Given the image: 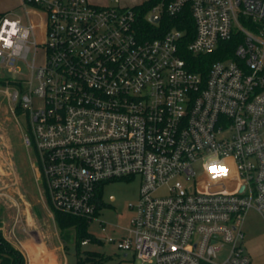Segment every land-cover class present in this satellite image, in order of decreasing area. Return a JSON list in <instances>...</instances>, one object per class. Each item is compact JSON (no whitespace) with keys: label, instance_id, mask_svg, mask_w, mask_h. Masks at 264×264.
<instances>
[{"label":"built area","instance_id":"1","mask_svg":"<svg viewBox=\"0 0 264 264\" xmlns=\"http://www.w3.org/2000/svg\"><path fill=\"white\" fill-rule=\"evenodd\" d=\"M112 1L21 0L27 21L10 20L30 36L18 54L0 48L46 208L91 222L103 183L140 175L130 227L107 238L125 256L252 264L244 223L252 209L264 218V0H159L143 20L189 13L185 44L187 28L152 36L134 6ZM211 152L233 166L229 178L196 170Z\"/></svg>","mask_w":264,"mask_h":264},{"label":"rangeland","instance_id":"2","mask_svg":"<svg viewBox=\"0 0 264 264\" xmlns=\"http://www.w3.org/2000/svg\"><path fill=\"white\" fill-rule=\"evenodd\" d=\"M93 3L107 4L112 0H90ZM145 0H120L124 6H136ZM9 19L21 17L27 21V13L20 0H0V16ZM32 59V53L29 60ZM25 73L28 70L21 64ZM14 74L0 64V78L13 77ZM14 81L0 83V225L5 234L27 255L31 248L35 263L42 257L39 253V240H43L57 256L59 264H76V245L72 229L60 232L47 216L45 203L41 198L42 184L38 181V172L33 167L35 156L30 154L25 142L28 121L20 108L9 101L7 87ZM34 108L43 105L42 99H32ZM196 170L202 171L201 163ZM142 183L140 175L110 179L103 183L102 198L98 213L88 226V230L102 242H89L81 245V250H94L104 255L101 264H141L131 252L125 256L108 237H117L130 227L132 210L130 203H136ZM41 187V188H40ZM44 209V211H43ZM102 221V222H101ZM5 224V225H4ZM245 245L252 258V264H264V218L252 209L244 223ZM32 247H31V245ZM45 250V249H44ZM46 252V250H45ZM44 264L52 263L47 257Z\"/></svg>","mask_w":264,"mask_h":264},{"label":"trees","instance_id":"3","mask_svg":"<svg viewBox=\"0 0 264 264\" xmlns=\"http://www.w3.org/2000/svg\"><path fill=\"white\" fill-rule=\"evenodd\" d=\"M159 2V0H145L143 3L134 6L136 10L142 15V24L147 32H151L152 36L161 35L167 29L176 26L181 29H188L184 44L189 42L194 35V22L193 18L189 13L179 15L175 21H168V17L164 15L159 25L155 26L153 23L143 17L148 12L151 6ZM150 35V34H149ZM151 36V35H150ZM224 55L219 53L212 54L206 57V63L202 64L199 68L207 69L209 63L217 58ZM191 57V56H190ZM192 58H195L192 56ZM205 58V57H204ZM12 78H0V83H4ZM22 113V112H21ZM55 219L61 232L72 229L74 232V244L76 245V264H101L105 257L102 253L94 250H81L82 242L86 239L89 242H102L100 239L95 237L89 230L88 226L90 222L84 218L72 216L63 212L56 211ZM0 264H26L25 255L20 249L14 246L0 231Z\"/></svg>","mask_w":264,"mask_h":264},{"label":"clouds","instance_id":"4","mask_svg":"<svg viewBox=\"0 0 264 264\" xmlns=\"http://www.w3.org/2000/svg\"><path fill=\"white\" fill-rule=\"evenodd\" d=\"M21 21L7 17L0 23V48L11 50L12 55L18 54L22 45L30 36L29 28L20 27ZM201 167L211 182L225 180L232 174L233 166L226 159L222 160L217 152H211L202 158Z\"/></svg>","mask_w":264,"mask_h":264},{"label":"crops","instance_id":"5","mask_svg":"<svg viewBox=\"0 0 264 264\" xmlns=\"http://www.w3.org/2000/svg\"><path fill=\"white\" fill-rule=\"evenodd\" d=\"M20 5H21V0H20ZM101 198H102V189L100 190V196H99V199L101 200ZM99 200V201H100ZM43 211H44V209H43ZM45 211H46V213H47V216L48 217H50V219L52 218L53 220V223L57 226V228L59 229V227H58V225H57V222H56V219H55V214H51L49 211H48V209L46 208V206H45ZM5 225V224H4ZM3 225H0V231H2L3 232V234H4V236L11 242V243H13L14 244V246H16L18 249H20L21 251H22V253L25 255V258H26V264H44L43 263V259H45V257H46V255H47V257L52 261V263H48V264H59L58 262H57V256H56V253H55V251H53V249H51L50 247H49V245H47L46 244V242L45 241H43V240H39L38 241V245H39V253H40V257H42V258H40L36 263H35V260H34V258H33V252H32V250H31V248L28 250V252H27V255H26V253L15 243V242H13L10 238H9V236H7L6 234H5V231H4V227H2ZM60 230V229H59ZM61 232V231H60ZM31 245V244H30ZM33 245V244H32ZM32 245H31V247H32ZM46 250V252H45V250Z\"/></svg>","mask_w":264,"mask_h":264},{"label":"water","instance_id":"6","mask_svg":"<svg viewBox=\"0 0 264 264\" xmlns=\"http://www.w3.org/2000/svg\"><path fill=\"white\" fill-rule=\"evenodd\" d=\"M151 20H153L154 22H158L159 21V17L158 16H152Z\"/></svg>","mask_w":264,"mask_h":264}]
</instances>
